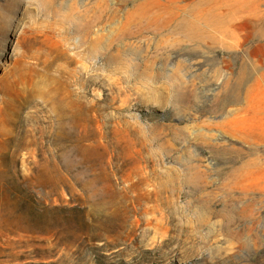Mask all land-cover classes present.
<instances>
[{"label":"rangeland","instance_id":"obj_1","mask_svg":"<svg viewBox=\"0 0 264 264\" xmlns=\"http://www.w3.org/2000/svg\"><path fill=\"white\" fill-rule=\"evenodd\" d=\"M255 1L0 0V264H264Z\"/></svg>","mask_w":264,"mask_h":264},{"label":"bare ground","instance_id":"obj_2","mask_svg":"<svg viewBox=\"0 0 264 264\" xmlns=\"http://www.w3.org/2000/svg\"><path fill=\"white\" fill-rule=\"evenodd\" d=\"M220 3L221 5L218 6L219 11L215 13V17H217L219 22L227 23L228 25L234 24L236 38L240 41V35L243 33V29L239 25V20L244 16L250 18V15L256 10L258 3L255 0H221ZM229 3L230 5H228ZM246 36V39H249V35L246 34ZM258 38L257 40L264 48V33ZM261 61L262 59H255L253 55H246L243 60H241V55L237 56L236 73L238 74L239 81L244 78L245 71L248 67L250 68L253 63H259Z\"/></svg>","mask_w":264,"mask_h":264}]
</instances>
